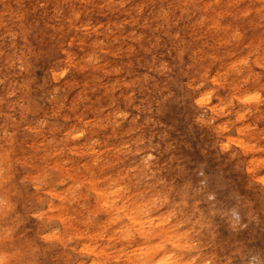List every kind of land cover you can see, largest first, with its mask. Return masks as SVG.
<instances>
[{"label":"clouds","instance_id":"1","mask_svg":"<svg viewBox=\"0 0 264 264\" xmlns=\"http://www.w3.org/2000/svg\"><path fill=\"white\" fill-rule=\"evenodd\" d=\"M0 264H264V0H0Z\"/></svg>","mask_w":264,"mask_h":264}]
</instances>
